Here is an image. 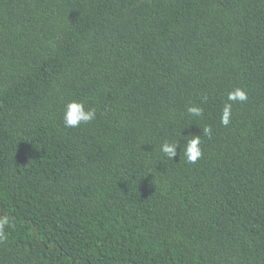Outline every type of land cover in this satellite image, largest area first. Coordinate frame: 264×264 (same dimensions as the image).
I'll use <instances>...</instances> for the list:
<instances>
[{"label":"trees","instance_id":"trees-1","mask_svg":"<svg viewBox=\"0 0 264 264\" xmlns=\"http://www.w3.org/2000/svg\"><path fill=\"white\" fill-rule=\"evenodd\" d=\"M2 219L0 264H264V0H0Z\"/></svg>","mask_w":264,"mask_h":264},{"label":"clouds","instance_id":"clouds-1","mask_svg":"<svg viewBox=\"0 0 264 264\" xmlns=\"http://www.w3.org/2000/svg\"><path fill=\"white\" fill-rule=\"evenodd\" d=\"M248 100V94L245 90L237 87L227 95V101L225 102L220 122L224 126H228L231 122L233 103H244ZM188 112L195 117L203 115V109L201 107H189ZM96 119V109L86 108L84 102L72 101L67 104L63 120L66 127H79L81 124H88ZM203 134L211 138L212 129L210 127L203 128ZM201 145L200 135L193 136L191 139H187L186 143L181 145L179 142L168 143L165 142L161 145V152L168 158L174 160L178 154V148L180 154L182 153L187 163H195L202 157L203 152ZM7 219L0 220V238L3 237L2 226L7 224Z\"/></svg>","mask_w":264,"mask_h":264}]
</instances>
